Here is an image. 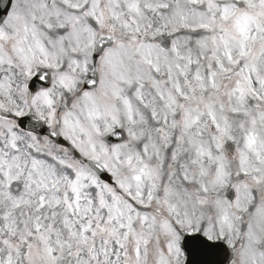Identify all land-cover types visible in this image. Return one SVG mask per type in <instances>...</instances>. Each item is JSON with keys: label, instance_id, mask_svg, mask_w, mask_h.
I'll use <instances>...</instances> for the list:
<instances>
[{"label": "snow or ice", "instance_id": "1", "mask_svg": "<svg viewBox=\"0 0 264 264\" xmlns=\"http://www.w3.org/2000/svg\"><path fill=\"white\" fill-rule=\"evenodd\" d=\"M0 264H264V0H0Z\"/></svg>", "mask_w": 264, "mask_h": 264}]
</instances>
